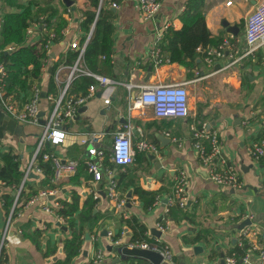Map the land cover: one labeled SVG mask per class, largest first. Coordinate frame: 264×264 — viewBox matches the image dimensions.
Wrapping results in <instances>:
<instances>
[{"label":"crops","instance_id":"0c3cea01","mask_svg":"<svg viewBox=\"0 0 264 264\" xmlns=\"http://www.w3.org/2000/svg\"><path fill=\"white\" fill-rule=\"evenodd\" d=\"M113 1L117 3L116 7L111 5ZM160 1L156 16L146 20L138 0H100L99 7L103 6V14L112 23L113 30L110 51L98 54L94 44L101 34H96L95 22L88 29L81 25L84 11L94 9L88 0H73V8L69 11L62 0H0V26L5 14L21 11L22 7H29L31 11L32 22L27 28L44 20L50 11H57L47 23L57 36L46 52L48 57L40 76L32 79L27 88L9 93L21 106L30 96L31 85L38 84L42 115L36 124L16 121L21 127V135H10L5 131L0 137V175L5 174L6 164L17 158L22 172L17 184L0 177V238L19 192L7 227L6 245L0 251V264H53L64 257V241L71 236L67 218L64 216V222L58 225L55 215L43 210L45 199L30 202L40 189L46 187L58 190L54 197L47 199L49 204L55 200L60 203L71 201L73 193H77L79 208L74 213L77 225V216L86 198L95 199L93 213L96 217L90 223H84L80 252L70 264H88L97 251L105 255L102 264H129L133 256L123 254L116 247H124L137 237L158 247H168L172 259L169 262L162 260L160 264H225L222 260L225 256L241 255L247 250L238 246V233L240 223L248 219V215L252 216L251 224L258 233L256 240L261 241L264 162L249 156L247 147L264 129V41L228 67H224L226 59H217L221 65L225 64L223 68L218 69L216 61L213 68L208 69L203 60L206 48L217 46L225 38L232 36L244 44L245 20L261 0H204V20L213 43L196 48L194 59L186 58L182 62L170 61L166 35L169 29H181V15L187 0ZM227 1H231L230 5ZM98 11L99 8L95 18ZM60 21L65 24L57 34L55 29ZM224 22L236 25L237 33L229 32ZM38 28L34 26L31 34H25V42L41 49L46 32ZM88 36L87 58L83 55L79 65L109 77L112 83L105 89L97 87L83 105V111L75 115L79 118L66 122V137L62 143L46 146L63 161H77L76 170L54 182L49 180L46 172L43 175L31 173L23 183L24 168L33 154L46 116L66 83L69 67L76 60L77 50L72 49L70 43L74 39L82 43ZM157 37H160L159 42ZM156 44L165 59L162 63H157L150 55ZM9 45L16 48L14 44ZM91 80L93 82L88 76L75 77L67 95H84L90 84L86 85V82ZM162 83L185 84L190 107L187 117L159 118L149 107L135 105L144 86ZM108 95L110 102L105 104L103 99ZM127 120L131 123L133 161L116 168L107 157L104 161L113 168L119 195L126 200L121 212L106 194V178L94 181L81 162L86 146L80 143V138L103 133L92 144L108 150L111 135ZM203 123L216 130L220 139L221 153L214 158L213 167L222 169L228 164L235 165L240 186L214 183L209 177L210 167L199 161L192 145L190 126ZM141 140L153 144L156 150L139 151L137 143ZM181 171L187 178L188 203L185 207H180L174 197V186ZM137 189L144 193L140 194ZM5 194L12 201L8 210L3 205ZM156 198L160 199L159 203H155ZM165 208H168L167 213ZM164 217L168 218V229L160 235L153 233L151 230L158 231L156 223ZM138 225L143 226V232ZM36 230L40 233L38 236L34 234ZM107 231L120 236L121 244L113 246ZM195 247L199 248L194 250ZM51 249L54 251L49 253ZM250 256L249 264L262 263L257 252L250 251Z\"/></svg>","mask_w":264,"mask_h":264},{"label":"built area","instance_id":"2783aa9c","mask_svg":"<svg viewBox=\"0 0 264 264\" xmlns=\"http://www.w3.org/2000/svg\"><path fill=\"white\" fill-rule=\"evenodd\" d=\"M231 1H227L226 4L230 5ZM113 7L117 6L115 1L111 4ZM139 9L141 11L143 19H151L156 16L160 9V0H138ZM69 11V7L67 8ZM41 27L46 32L47 40L43 44L42 48L48 51L51 42L55 38V33L50 29L47 24L44 23L43 19L39 22L33 23V26L26 29V33L31 34L33 27ZM89 36L80 43L77 39H74L70 43L72 49L77 50L76 60L73 65L69 67V71L66 78V83L57 99H55L54 106L46 116L43 123L42 131L38 136L36 146L30 160L26 163L23 173V183L27 180V177L34 173L36 175H43L45 170L40 165L38 155L41 153L45 145H58L62 143L66 137V130L64 125L68 120L74 118L79 108L83 106L86 100L94 95L97 87H103L104 89L109 87L112 80L105 76L90 71L85 67H81L82 56L84 54L87 41ZM157 41H160V37H157ZM243 45L240 43V39L231 38L223 39L217 46L207 47L203 60L205 67L208 69L213 68L214 63L217 59H226L227 64L221 65L218 62V69L228 67L234 64L238 60L242 59L243 56L250 53L255 47L264 41V0H261L254 10L249 13L245 20L244 26V37ZM14 47L8 45L1 50L12 51ZM161 49L159 45H155L150 51L151 57L157 63H162L165 59L162 57ZM78 76H88L93 79L87 87V92L84 95H67V90L70 82ZM7 77L6 64L0 58V106L2 110L11 118L16 121L36 124L39 122L41 116H39L40 108L39 104L41 101V90L38 84L34 83L30 87V96L21 105L18 106L15 99L7 93L5 84ZM57 78V73L55 75ZM47 99H51L50 95H46ZM105 104H109L110 96L108 95L103 99ZM135 105L139 102L142 106L149 107L155 117H177L185 118L190 113L189 107V93L183 83H162L155 85L144 86L138 96L135 99ZM246 124V121L243 122ZM190 133L192 139V145L197 153L199 161L209 168L210 179L220 185H226L230 187L240 186V180L238 178V169L233 164H228L222 169L213 167V160L221 153L220 139L217 131L210 129L206 123L200 126H190ZM103 133H91L90 135L80 138V143L86 146V154L81 158V162L85 165L87 171L92 175V179L96 182L106 178V194L107 196L115 201V207L123 212L126 200L124 197L119 195L117 190V180L115 178V172L112 167L105 164V158L107 157L111 165L116 167H125L133 161L134 151L131 142V123L129 120L122 123L117 131L113 133L110 146L108 150L102 147H96L92 143L94 140L99 139ZM137 149L139 151H155V146L148 143L145 140H141L137 143ZM247 153L253 159L264 162V132L261 137L253 141L247 147ZM41 160L43 162L48 161L53 167V174L50 176V181H56L64 175L74 173L78 162L73 159H68L62 162L60 156L52 152H43L41 154ZM186 184L187 178L184 171L180 172L177 182L174 186V197L175 201L180 207H185L188 203V197L186 195ZM19 193V192H18ZM16 195L13 205L10 207V212L7 218L6 227L0 238V251L4 245H6L7 227L10 224L12 215L15 210V204L17 201ZM58 193L57 189L54 188H42L36 195H34L30 202L34 203L39 199H45L43 210L47 213H53L58 221V225L64 222V216L59 213V209L63 206L55 200L51 204L47 202L49 197H54ZM160 199L156 198L155 203H159ZM168 212V208H165V213ZM248 219L252 216L248 215ZM156 227L160 232L165 231L169 227L168 218L164 217L156 223ZM124 233L121 232V235ZM107 235L110 238V242L113 246L121 244V237L116 236L114 232L107 231ZM258 235L256 229L252 224L245 225L239 230L238 237L240 248H247L241 255L232 253L225 256V264H249L250 263V251L257 252V255L261 262H264V231L260 233L261 241L256 240ZM127 248H140L146 250L158 251L162 255V260L171 261L172 253L167 246H156L144 240L134 239L127 242L125 245ZM104 253L97 251L91 259V264H102L104 260ZM153 264V263H150Z\"/></svg>","mask_w":264,"mask_h":264},{"label":"trees","instance_id":"16d2710c","mask_svg":"<svg viewBox=\"0 0 264 264\" xmlns=\"http://www.w3.org/2000/svg\"><path fill=\"white\" fill-rule=\"evenodd\" d=\"M89 5L94 9H87L84 11V17L81 21V25L89 28L90 24L95 22L96 34H101L100 40L94 44L95 51L98 54L107 53L111 48V34L113 30L112 23L107 21L103 14V6L99 7L100 0H88ZM105 0H103L104 2ZM112 1V0H111ZM204 0H187L185 9L181 15L183 25L180 30L169 29L166 37L169 39L168 50L170 52V61L182 62L186 58L194 59L196 55V48L206 47L213 43L211 34L206 27L204 15H203ZM71 7H69L70 9ZM98 16L96 17L97 10ZM57 11H50L46 18L43 20L45 24L51 22V16ZM30 8L22 7L21 11L7 13L3 16L0 26V48L3 49L9 44H14L16 48L12 51L1 50L0 58L6 64L7 77L5 88L7 93H11L15 90L25 89L30 84L32 79L38 78L42 72V68L45 65V60L48 57L46 50L42 48L43 44L47 40V35L43 37L41 49L36 48L33 45L26 44L25 34L26 29L32 22L30 17ZM65 24L64 21H60L58 26L56 25V32L60 34V29ZM38 29H42L40 26ZM57 36V35H56ZM97 38V37H96ZM56 37L54 38V40ZM98 39V38H97ZM221 42V41H220ZM89 44L84 51V57L87 58V51ZM77 55V52L75 53ZM86 82V85L91 83ZM264 132V129L262 133ZM262 135V134H261ZM261 137V136H260ZM48 146L47 144L45 147ZM43 148L38 155L40 165L44 168L48 175V178L53 174V167L48 161L43 162L41 160V154L43 152H50L49 148ZM3 180L9 183L14 182L17 184L22 177V172L19 169V161L12 159L6 164L5 174L0 175ZM140 194L144 191L137 189ZM4 207L8 210L9 205L12 202L8 194L4 197ZM79 197L77 193H73L71 201H62L63 208L59 209V213L67 218L69 227L71 228L70 238L64 241L63 253L64 257L56 259L53 264H70L72 258L80 252L81 236L84 229V223H90L96 214L93 213V206L95 199L87 197L81 206V211L78 214V225L75 223L74 213L78 210ZM140 232H143L142 225H138ZM34 234L38 236L39 231H35ZM138 240H144L142 238H135ZM35 240V238H34ZM134 240V239H133ZM36 241V240H35ZM155 244V243H151ZM54 249L49 250L53 252ZM48 251L45 253L47 254ZM88 264H91L88 262ZM129 264H149L145 259L141 257L133 256L130 259Z\"/></svg>","mask_w":264,"mask_h":264},{"label":"water","instance_id":"95a60500","mask_svg":"<svg viewBox=\"0 0 264 264\" xmlns=\"http://www.w3.org/2000/svg\"><path fill=\"white\" fill-rule=\"evenodd\" d=\"M62 2L67 6V7H71L73 8V0H62ZM229 32L233 33L234 35L237 33L236 25H228V23L224 22L223 23ZM85 107H81L79 108V113H81L83 111ZM42 115V112L39 113V116ZM79 115L75 116L74 119H78ZM8 132L10 135H21L22 134V130L21 127L19 125H17L16 120H14L13 118H11L10 116H8L3 110L0 109V137L3 136L4 132ZM62 162L64 163V161L62 160ZM251 224L250 219H245L243 220L240 225L239 228L244 227L245 225ZM153 233H157V235H160L161 232L158 230L156 231V229H152L151 230ZM106 232V231H105ZM112 247H108L109 250H111ZM197 248L199 247H195L194 250H197ZM120 251L123 254L126 255H132V256H137V257H142L144 259H147L148 261H150L153 264H160L162 261V255L158 252V251H153V250H146V249H140V248H127L126 246L121 247ZM118 260V259H117ZM224 262V259H222ZM260 264H264V262L260 263Z\"/></svg>","mask_w":264,"mask_h":264},{"label":"rangeland","instance_id":"374dc122","mask_svg":"<svg viewBox=\"0 0 264 264\" xmlns=\"http://www.w3.org/2000/svg\"><path fill=\"white\" fill-rule=\"evenodd\" d=\"M21 123V122H20ZM16 139H18L17 137H15ZM113 138V135H111V139ZM98 146V145H97ZM116 249L120 250L119 247H116Z\"/></svg>","mask_w":264,"mask_h":264},{"label":"bare ground","instance_id":"6f19581e","mask_svg":"<svg viewBox=\"0 0 264 264\" xmlns=\"http://www.w3.org/2000/svg\"><path fill=\"white\" fill-rule=\"evenodd\" d=\"M137 104L141 105L139 102H137Z\"/></svg>","mask_w":264,"mask_h":264}]
</instances>
